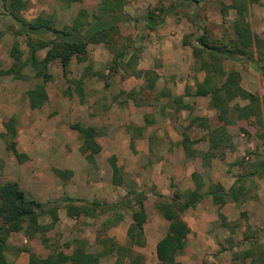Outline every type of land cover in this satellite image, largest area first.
Instances as JSON below:
<instances>
[{"label": "rangeland", "instance_id": "rangeland-1", "mask_svg": "<svg viewBox=\"0 0 264 264\" xmlns=\"http://www.w3.org/2000/svg\"><path fill=\"white\" fill-rule=\"evenodd\" d=\"M25 1L28 9L22 16L32 20L44 13L55 19L58 28L73 26L81 10L92 16L102 2ZM172 1L125 0L123 13L132 21L120 24L121 32L114 36L115 42L110 46L89 44L88 59L82 63L74 58L68 76L64 75L59 61L53 62L50 66L53 79L47 84L49 101L38 110H31L28 101V92L41 81L32 68L23 70L24 79L0 75V183H18L30 199L43 203L57 201L60 218L54 229L44 235L29 238L12 234L6 255L13 264L17 261L25 264L29 252L41 257L56 251L71 254L80 239L87 241L91 252L104 249L100 239L105 237L126 245L132 221L130 209L119 208L121 221L103 230L102 223L113 216L112 212L97 218L73 219L67 216L66 204L60 200L70 193L74 199L114 203L133 189L148 194L146 245L133 250L144 257L143 264H158L156 244L166 234L169 222L155 209L157 196L170 199L176 193L194 189V172L202 178L203 191L224 182L228 186L240 176L258 173L243 181L244 201L220 207L211 196L183 213L192 232L187 241L189 249L186 248L180 260L196 264H234V261L239 262L241 253L238 251L245 247L243 242L247 239L254 255L263 253L258 239L264 230V213L261 212L264 206V126L255 124L254 120L238 121L228 127L233 148L211 150L208 129L198 123L191 125L196 116L206 118L211 129L219 125V111L210 107V97L195 96L196 84L203 81L205 72L199 71L193 52L197 36L204 31L211 42L229 43L236 17L235 11L230 9L234 0H205L199 5L179 8L167 17L163 26L150 31L144 19L148 12L167 7ZM224 7L227 8L225 14ZM248 19L252 30L264 38V0L250 7ZM16 30L14 19L0 1V70L12 66L10 52L15 43L23 51V58L27 56V37L17 36ZM121 51L127 54L119 65L115 61L119 60ZM135 52L137 59L129 65ZM45 54L46 50L39 52L40 57ZM259 63L264 66V59ZM224 66L227 71H238L242 86L264 98V75L252 61L246 58L225 60ZM87 67L91 70L85 78L83 96L75 87L69 91L67 80L80 79ZM235 103L245 105L247 101L237 99ZM10 119L15 120L17 148L27 156L22 163L7 149L5 125ZM77 123L100 130L98 142L102 150L94 162H89L81 152L82 140L72 128ZM184 132L192 141L197 140L193 145L196 158H189L182 146ZM112 157L116 158L124 185L113 182ZM57 171H71L72 175L62 179ZM54 205H46V208ZM52 221L49 214L40 218L42 225ZM245 224L257 229L243 234V241L219 238V225L232 232ZM43 237L49 239L47 245ZM25 249L29 252L21 251ZM117 258L112 254L102 258L99 264H116ZM129 260L123 257L122 264H128Z\"/></svg>", "mask_w": 264, "mask_h": 264}, {"label": "trees", "instance_id": "trees-1", "mask_svg": "<svg viewBox=\"0 0 264 264\" xmlns=\"http://www.w3.org/2000/svg\"><path fill=\"white\" fill-rule=\"evenodd\" d=\"M2 7L15 21L17 36L27 37L28 53H24L18 43L11 49L13 59L12 66L7 70H0V75H11L15 79H24L23 70L32 68L35 77L40 79L34 88L28 92V101L31 110L42 108L49 101L47 84L53 79L50 66L53 62L59 61L65 76H68L69 66L74 58L79 62L88 59L89 44H109L115 42L114 36L121 32L120 24L132 21L124 14L125 0H102L98 11L92 16L85 10H81L73 26L64 25L56 27L55 19L44 13L39 14L32 20L22 16V12L28 9L25 0H0ZM83 0H65L67 4L81 3ZM205 0H173L166 6H160L150 10L144 18L147 28L154 31L163 26L167 17L173 15L179 8H186L193 4L199 5ZM260 0H234L230 9L234 10L236 17L232 25V37L229 43L217 44L211 42L204 31L196 38V48L193 55L196 63L199 64V71L205 72L203 81L196 84V97H210V107L219 111V125L215 128L209 126L206 118L194 117L192 123L208 129V141L211 150L232 149V137L228 127L235 125L238 121L254 120L255 124L264 126V98L259 94L252 93L242 86L241 74L236 70L227 71L224 66L225 60L237 61L246 58L255 65L256 69L264 75V66L259 61L264 59V38L255 33L248 19L250 7L258 4ZM223 14L227 8L222 9ZM46 50L44 57L39 56L40 51ZM127 52L121 51L115 63H121ZM137 59L135 52L131 60ZM91 67L85 69L80 79H68L69 91L75 87L81 96L85 91V78L89 75ZM141 73V72H140ZM94 75H98L95 73ZM181 99V98H177ZM237 99L247 101L241 105L234 102ZM5 127L8 132L5 134L7 149L13 153L16 159L22 163L27 158L26 154L19 152L17 143L14 140L17 134L15 120L10 119ZM72 128L78 132L82 140L81 152L89 162H94L95 157L100 154L102 147L98 142L100 130L92 125L74 124ZM188 128V127H187ZM197 141V140H196ZM192 141L189 135L184 132L182 146L189 158H196ZM209 156H212L209 154ZM209 158L210 157H206ZM114 169L113 182L116 185H124L121 171L116 164V158H111ZM61 178H69L71 171H57ZM253 172L248 176H240L226 191L221 184H215L208 191H203L204 183L198 172L192 174L195 183L194 189L183 193H176L174 197L167 198L158 195L155 202V209L164 219L169 222L166 234L156 244V256L158 264H184L180 257L184 254L188 236L191 232L189 224L183 219V213L195 208L208 197H213L214 202L223 207L229 202L244 201L246 191L244 180L255 175ZM147 192L130 190L123 199L114 203H102L99 201L88 202L84 200L64 197L61 202L66 204L67 216L73 219L81 217L97 218L103 213L112 212L102 223L103 230L117 225L122 217L118 215V209H130L132 221L127 231V244L120 245L114 239L105 237L100 239L104 249L101 252H91L87 247L86 240H77L76 246L71 254L63 251L50 253L41 257L29 250L28 264H99L102 258L115 254L118 256L116 264L123 263V257H128V264H143L144 257L134 253V247H145L144 236L147 212L145 202L148 199ZM80 203V204H78ZM54 205L53 208H46V205ZM57 201L49 200L47 203L30 199L18 183L7 181L0 183V264H13L7 260L8 241L12 234H24L34 238L38 234H45L54 229L60 220L58 215ZM49 214L53 221L47 225L40 223V218ZM227 226V225H225ZM47 245L49 239L43 237ZM204 264V263H203Z\"/></svg>", "mask_w": 264, "mask_h": 264}, {"label": "crops", "instance_id": "crops-1", "mask_svg": "<svg viewBox=\"0 0 264 264\" xmlns=\"http://www.w3.org/2000/svg\"><path fill=\"white\" fill-rule=\"evenodd\" d=\"M61 178V177H60ZM62 179H69L68 177L67 178H62ZM234 182H235V179L233 180V182H231L228 186H227V184L228 183H223L222 185L225 187V189L226 190H228V189H230L231 187H232V185L234 184ZM71 190V189H70ZM26 193V192H25ZM68 197H73L70 193H68ZM261 212L262 213H264V206L263 207H261ZM219 227V233H218V235H219V238L220 237H223L222 239H229L230 237L231 238H233L234 239V241L235 242H237V241H243V238H242V235L243 234H247L246 232H248V233H251L250 231L251 230H256L257 229V227H251V225H243V227L241 228V229H235V231H232V232H230L226 227H224L223 225H219L218 226ZM259 227V226H258ZM191 228V227H190ZM261 229V228H260ZM262 231V230H261ZM191 232H192V228H191ZM191 232H190V234H189V236H188V239H189V237L191 236ZM234 232V233H233ZM245 232V233H244ZM262 233L263 234H261L260 235V237H259V239H258V243H260L261 245H263V248H262V250H263V253L260 255V256H257V255H254L253 253H252V251H251V248L249 247V245H250V243L248 244V239L247 240H245L243 243L245 244V247L243 248H241V252L240 251H238L239 253H241V258H240V260H239V262L237 261V262H235L234 261V264H264L262 261H264V230L262 231ZM252 239V238H251ZM251 239H249V240H251ZM237 240V241H236ZM246 245H248V246H246ZM186 248H188L189 249V246H188V244H187V247ZM196 258V256L195 255H193V257H192V259L194 260ZM22 259H24V256L23 255H21V260ZM7 260L9 261V262H11L10 260H9V258L7 257ZM19 260H20V258H19ZM28 261H29V258H27V260H26V263L25 264H28ZM185 261V260H184ZM189 260H186L185 262H183L184 264H196L194 261L192 262V263H189L188 262ZM12 263V262H11ZM14 264H20V262H15Z\"/></svg>", "mask_w": 264, "mask_h": 264}]
</instances>
